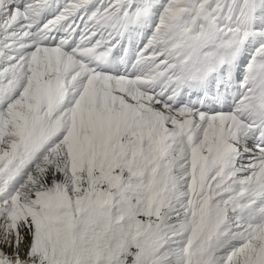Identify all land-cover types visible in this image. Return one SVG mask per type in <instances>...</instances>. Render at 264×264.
<instances>
[{
  "label": "snow or ice",
  "instance_id": "snow-or-ice-1",
  "mask_svg": "<svg viewBox=\"0 0 264 264\" xmlns=\"http://www.w3.org/2000/svg\"><path fill=\"white\" fill-rule=\"evenodd\" d=\"M0 264H264V0H0Z\"/></svg>",
  "mask_w": 264,
  "mask_h": 264
}]
</instances>
